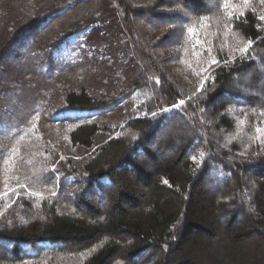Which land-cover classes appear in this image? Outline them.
Returning <instances> with one entry per match:
<instances>
[{
  "label": "trees",
  "instance_id": "obj_1",
  "mask_svg": "<svg viewBox=\"0 0 264 264\" xmlns=\"http://www.w3.org/2000/svg\"><path fill=\"white\" fill-rule=\"evenodd\" d=\"M88 1L0 34V264H264V2Z\"/></svg>",
  "mask_w": 264,
  "mask_h": 264
},
{
  "label": "rangeland",
  "instance_id": "obj_2",
  "mask_svg": "<svg viewBox=\"0 0 264 264\" xmlns=\"http://www.w3.org/2000/svg\"><path fill=\"white\" fill-rule=\"evenodd\" d=\"M4 1H5V3H4L5 5L1 8L2 10L0 12V34L4 35V37L6 38L5 41H8L9 36H10V30H11V28L10 29L8 28L10 22L12 20H15V18H17L20 15L24 16V18H25V16H27L29 14L24 12L25 8H26L24 5V4H26L25 3L26 0H3L2 2H4ZM94 2H96V1L92 0L91 2H89L87 4H94ZM83 5L84 4H80L79 6L74 7L72 9L73 11H69L67 14L59 17L58 19H55L54 22H52L51 28L54 27L55 28L54 30H56V32H60L61 30H66L67 28L73 26V24L76 23L74 20L80 17L79 12H80ZM75 12L77 14V17H75V16L72 17V14H75ZM179 12H181V11H179ZM147 19L148 18L146 16L142 17V21L140 22V25H142V26L146 25V27H148L149 24H160V23L162 24V23H164V21H160L159 19H152L153 21H151L149 19L147 20ZM63 21H64L63 26L58 27V23L63 22ZM174 21L177 22V18H174ZM165 23H168V20H166ZM6 32H7V35H6ZM106 38H107V35H106ZM112 41L118 46V53H119L118 56L119 57L117 56V60H118L119 65H120L118 67L119 71L123 70L124 67L133 68L134 66H133V64H131L130 57H132L135 60L136 56H134V54H131L132 53L131 52L132 45L129 43L127 36L124 35V33H120L118 36H115V38H112ZM174 41H175V37L171 36L169 38L163 39V41H161V43L165 45V48H164L165 50L166 49L171 50L173 48L172 45H173ZM134 62H136V64L139 66V64L137 63V60ZM140 65H141V63H140ZM176 66H177V64H174V62H172V61L169 63V68L174 69L175 73L177 75H179V76L183 75L182 73H180L178 71ZM3 68H5V67H3ZM1 69L2 68H0V70ZM133 69L136 73L141 70L137 67H135ZM77 78H83V75L78 76ZM127 106H129V105H126V107ZM122 110H124V109L122 108ZM124 111H126V110H124ZM172 129H173V127H172ZM172 129L165 130L164 134L169 135V132L171 133ZM173 134H175V133H173ZM181 136L182 135H179V137H181ZM21 195H27L30 197H37V198L44 197V194L37 193V192L31 190L27 185H11V186H8L7 188L3 189V190H0V200H10V202H8V204L6 205V208L12 206L17 201L19 196H21ZM29 247H31V245H29ZM154 259L156 260L157 257L153 258L152 261Z\"/></svg>",
  "mask_w": 264,
  "mask_h": 264
},
{
  "label": "snow or ice",
  "instance_id": "obj_3",
  "mask_svg": "<svg viewBox=\"0 0 264 264\" xmlns=\"http://www.w3.org/2000/svg\"><path fill=\"white\" fill-rule=\"evenodd\" d=\"M229 2V0H225V4H227ZM245 2L247 3V0H245ZM261 2H264V0H261ZM261 20H264V16H261V17H259ZM237 19H239L238 17H237ZM252 42L251 41H249V44H251ZM244 52H247L248 51V49L247 48H245L244 50H243ZM213 63H215V61H213ZM184 103V101H180V104H183ZM164 111H170V109H164ZM226 111H231V109H228V110H226ZM153 115H155V113L153 114ZM255 131H256V133H257V141L258 142H261V141H264V135H262V134H264V128H260V127H257L256 129H255ZM235 137H233V139H234ZM203 155V154H202ZM193 160H195V157H193ZM53 172L55 171V169H53L52 170Z\"/></svg>",
  "mask_w": 264,
  "mask_h": 264
}]
</instances>
